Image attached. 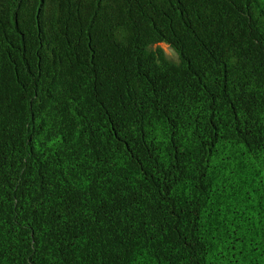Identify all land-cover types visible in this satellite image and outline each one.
<instances>
[{"label":"trees","instance_id":"trees-1","mask_svg":"<svg viewBox=\"0 0 264 264\" xmlns=\"http://www.w3.org/2000/svg\"><path fill=\"white\" fill-rule=\"evenodd\" d=\"M0 264H264V0H0Z\"/></svg>","mask_w":264,"mask_h":264},{"label":"rangeland","instance_id":"rangeland-1","mask_svg":"<svg viewBox=\"0 0 264 264\" xmlns=\"http://www.w3.org/2000/svg\"><path fill=\"white\" fill-rule=\"evenodd\" d=\"M157 45H159V46L162 47V49L164 50V52L166 53V55H167L168 57H170V58H175V55H174L172 49H171L167 44H165V43H163V42H160V43H158Z\"/></svg>","mask_w":264,"mask_h":264}]
</instances>
